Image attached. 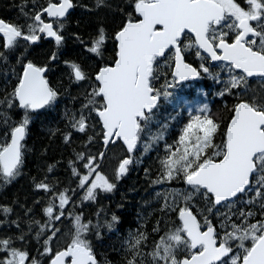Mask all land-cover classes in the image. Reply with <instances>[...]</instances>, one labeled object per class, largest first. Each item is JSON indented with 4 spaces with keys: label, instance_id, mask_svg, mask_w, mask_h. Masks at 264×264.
<instances>
[{
    "label": "snow or ice",
    "instance_id": "snow-or-ice-1",
    "mask_svg": "<svg viewBox=\"0 0 264 264\" xmlns=\"http://www.w3.org/2000/svg\"><path fill=\"white\" fill-rule=\"evenodd\" d=\"M26 6L27 0L21 6L27 21L23 25L0 18V71L6 85L0 98L6 110L0 111V118L7 127L0 143L2 184L21 175L22 142L30 123L40 110L54 109L59 103L60 93L48 79L49 64L58 60L57 52L48 55L49 63L41 64L28 58L27 48L46 37L57 48L62 46L69 10L76 5L74 0H47L46 6H37L32 0L30 11L24 10ZM95 7L114 11L121 19L111 32L99 24L88 51L100 56L111 40L114 56L96 71L80 108L71 114L66 111L65 116L71 129L87 135L89 129L95 132L96 125L89 123L95 114L100 131L88 135L82 145L85 151L75 152V159L68 161L76 188H60L59 181L50 182L47 176L39 181L33 178L34 189L42 190L47 198L33 201L35 206L44 204L42 219H36L35 207L18 201L13 204L22 216L9 219L13 207L0 204L4 217L0 226L18 233L0 236V264H100L88 237L99 239L101 229L111 230L119 217L113 214L101 221L98 211L93 223L71 209L76 207L77 190L84 193L81 200L95 201L99 192H111L116 185L99 170L105 153L93 154L87 148L96 136L105 146L122 140L126 155L114 173L119 180L140 162L133 153L139 150L142 134L150 130L162 98L168 100L177 88L202 74L221 86L218 96H232L235 101L220 131L223 139L214 143L220 123L203 104L183 127L178 145L164 144L165 155L151 183L163 186L181 181L185 185L156 194L163 195L161 213L178 215V221L172 227L165 223L162 229L157 220L152 233L159 234L158 239L150 246L145 232H130L123 245V264H264V87L257 90L249 85L250 78L264 81V0H134L128 5L130 12L118 3L113 9V0H95ZM188 55L198 58L197 66L187 62ZM161 60L169 71L163 75L164 83L156 87ZM64 63L72 80L90 79L79 64ZM13 108L22 115L9 124L7 110ZM164 129L166 125L152 140H163ZM71 137V131L63 134L66 144ZM143 147L147 152L151 141L146 140ZM52 169L49 165L48 171ZM143 171L150 177L148 168ZM193 197L204 204L196 213ZM67 218H71L73 232L54 250L53 242L61 234L58 225ZM29 241L38 245L35 255L27 247Z\"/></svg>",
    "mask_w": 264,
    "mask_h": 264
},
{
    "label": "trees",
    "instance_id": "trees-1",
    "mask_svg": "<svg viewBox=\"0 0 264 264\" xmlns=\"http://www.w3.org/2000/svg\"><path fill=\"white\" fill-rule=\"evenodd\" d=\"M25 2L26 0H0V16L7 22L18 25L27 23L25 18L22 21L19 18L17 19L21 15V6L25 5ZM35 3L37 6H46L47 0H35ZM117 3L126 12H130L132 8L128 7V5L134 3V0H113V9H115ZM74 4L76 6L66 21L63 48L53 47V45H48L45 42L27 48L28 58L41 64L49 63L48 55L52 51L57 52L58 60L54 64H49L52 71L48 73V79L50 85L59 91L60 96L59 103L54 109L41 110L39 117L35 118L28 126V134L24 141V164L18 180L12 181L10 184L0 183V204H9L14 209L13 214L9 215V219H16L17 215L22 216L21 209L17 208L13 201L35 207L37 212L36 219H42L40 209L43 208L44 204L41 203L35 206L33 201H46L47 198L42 190L34 189L33 178L39 181L47 176L50 182L59 181L60 188H76L77 181L71 174L68 161L75 159V152L85 151L82 145L85 144L88 135H95V133L100 131L95 114L89 121L90 124L96 125L95 132L89 129L87 135H85L69 127L65 112L67 111L71 114L80 108L83 90H79L77 82L75 83L71 79L70 70L64 61H73L79 64L88 74L90 79L78 82L80 87L85 85L87 81L94 83V76L98 68L113 59L114 43L111 40L107 41L102 55L98 56L88 51V47H90L89 40L94 35L95 29L99 24L103 23L111 32L120 22L121 17L107 8L97 9L95 0H74ZM29 6L32 7V0H27V6L24 7V10H29ZM73 34L78 35L80 39H75ZM0 45H2V42H0ZM187 59L190 61L188 57ZM11 63L15 65V60L12 59ZM17 69L19 70V66H17ZM9 79H12L10 75ZM209 82L205 81L204 85L209 91H212L210 86L212 82ZM5 88L4 76L2 71H0V98H3ZM192 88L197 91L198 83ZM7 90H11L10 86H7ZM186 92L188 97L191 98H195L198 95V92L194 94L195 92L192 89L186 90ZM234 102L232 96L225 95L217 98L214 104L211 105L209 114L220 123V129H218L214 137L215 144H219L223 139L220 131L224 127V122L229 116V109ZM5 110L3 106H0V111ZM178 112L180 111L171 102H166L162 98L160 108L151 128L142 134L138 145L139 150L134 154L135 157L139 158L140 162L131 166L129 172L116 182V187L113 191L99 192V195L103 194L104 196H98L95 201H90L81 200L84 193L77 190L78 195L75 196L76 207L71 209L73 212H82L84 217L92 219L93 223L97 219L98 211L100 212L99 218L101 221L111 219L113 214L119 217V221L111 230L107 228L101 229V237L99 239L92 235L88 237L92 242L100 264L105 263V261L110 262V264H123L125 255L123 245L127 238L121 237V234L129 235L130 232L143 231L148 235V244L150 246L154 240L158 239L159 234L152 233V228L157 220H161L162 229L165 227V223H167V226L172 227L178 221V215H174L171 212L167 215L161 213L160 205L164 202L163 195L158 197L156 194L157 192L163 193L169 187H184L185 185L181 181H173L163 186L151 183V180L156 178L160 169V158L165 155L164 144L176 145L185 126L184 122L173 121L175 114ZM7 115L9 117L8 123L11 124L12 121L19 120L22 113L18 109L13 108L7 110ZM180 115L184 119H190V116L184 111H181ZM164 125H166L164 139L158 142L152 140V136L157 131H160ZM5 131H7V127L3 122V118H0V143L4 141L3 133ZM69 131L72 132L71 143L66 144L63 140V134ZM95 139L96 142L87 148V151L93 154L103 151L102 140L99 136H96ZM146 140L151 141L152 145L147 152L142 154ZM114 148L116 150L121 149L123 157L126 155V150L122 144L118 143L110 147V149ZM104 160L105 157L99 161V170L104 167ZM49 165H53L51 172L48 171ZM144 167L150 170V177L145 176ZM104 197L108 198L105 201H119V206L113 210L111 209V203L100 206ZM179 203L183 204V201ZM192 209L197 211L196 206ZM0 219H4L2 213H0ZM213 222L217 224L218 221L213 220ZM58 227L61 232L66 229L72 230L71 218L63 219V222ZM5 234L18 235L14 229L8 230L0 226V236ZM70 236L67 233L65 234L62 245L69 240ZM16 246L23 247L19 243ZM27 247L32 255L36 254L35 250L38 245L35 241H29ZM45 264H47V261H45Z\"/></svg>",
    "mask_w": 264,
    "mask_h": 264
},
{
    "label": "rangeland",
    "instance_id": "rangeland-1",
    "mask_svg": "<svg viewBox=\"0 0 264 264\" xmlns=\"http://www.w3.org/2000/svg\"><path fill=\"white\" fill-rule=\"evenodd\" d=\"M189 51H191V50H189ZM187 57L189 58L190 63H192L194 65H198L199 60L194 55H188ZM163 65H164V61L161 60L160 66H159L160 80L155 85L156 87H160L164 83L163 75H164V73L168 72V70H169V69L165 68ZM212 70L213 71H219V69H212ZM221 75L223 76V73H221ZM208 81L212 82L210 84V86H211V90L215 94L213 99L209 96V90L205 87V85H204L205 81L202 78L201 81L198 83V90L197 91H195L192 88L191 84L182 85L181 87L177 88L173 92V95L171 97H169L168 100H166V102H171L175 108H177L180 112L184 111L186 114H188L190 116V118H191V116L196 114V109L199 108L200 106H202L203 104H207L208 105V112L210 113L211 105L214 104V102L217 100V98L220 97L216 93H218L220 91V87L221 86L218 85L212 79H209ZM91 83L92 82L87 81V83L85 85L81 86V89L79 88V90H83L82 91L83 98L88 92L91 91V88H90V84ZM249 85H250V87L259 90L260 87H264V81H261L259 78L249 79ZM191 89H192V91L195 92L194 94H196L197 92H200L201 96L196 95L195 98L194 97L193 98L188 97V94H187L186 90H191ZM181 97L184 98V99H182V100L178 99V98H181ZM83 98L81 100L82 102H83ZM185 100L188 101L187 104H185ZM180 112L175 114V116L173 118V121H176L178 123L179 122H184L185 125H186V123H187V121L189 119H186V118L184 119L182 117V115H180ZM151 145H152V143H151ZM176 145H178V143ZM109 153H111L113 163L110 162V160L108 159V155H106L105 156V160H104L105 162H103L104 167H101L100 172L103 173L105 176H107L109 178V180H111L116 185V182H118V180L115 179L114 173H115L116 168L119 165L120 160L124 158L123 157V151L121 149L116 150L114 148V149H110ZM143 153H145L144 148H143L142 154ZM114 160H115V162H114ZM110 168H112L111 172H110ZM18 178H19V176L13 181H16ZM175 188L183 189V188H185V186L184 187H175ZM98 196L100 197V196H104V195L103 194H101V195L98 194L97 195V199H98ZM192 203H193V205H195L197 207V211L198 210H202L204 208L203 202L198 200L196 197H193ZM197 211L193 210L194 213H196ZM221 211H223V209ZM198 218H200V217H198ZM209 219H211V217H209ZM217 225H218V222H217ZM72 232H73V229L72 230H70V229L67 230L66 229L65 231L61 232L59 239L55 240L53 242V249L55 250V249H57L59 247H62L63 246L62 245V241L64 240L65 234L67 233V235H71ZM102 264H105V263L103 262Z\"/></svg>",
    "mask_w": 264,
    "mask_h": 264
},
{
    "label": "flooded vegetation",
    "instance_id": "flooded-vegetation-1",
    "mask_svg": "<svg viewBox=\"0 0 264 264\" xmlns=\"http://www.w3.org/2000/svg\"><path fill=\"white\" fill-rule=\"evenodd\" d=\"M31 8L32 7H30L29 6V10H26V11H30L31 10ZM15 14V13H14ZM46 15V14H45ZM0 18H2L1 16H0ZM20 19V21H22L23 19H24V17H23V15H20V16H18L17 17V19ZM5 20V19H4ZM6 21V20H5ZM26 22V21H25ZM0 42H2V35H0ZM42 42H45L46 44H48V45H53V47H55L56 45H55V41L52 39V38H44L42 41H40V42H37V44H41ZM36 44V45H37ZM64 44V43H63ZM62 44V46H60V48H63L64 47V45ZM32 46H34V45H32ZM31 46V47H32ZM194 65V64H193ZM194 66H197V65H194ZM199 78H203L204 80H209L210 78L209 77H207V76H205V75H201ZM74 81V80H73ZM75 83H76V81H74ZM193 81L192 80H190V81H188V82H186V83H184V84H190V83H192ZM77 84V86H78V88H80L81 89V87H80V85H78L79 83L77 82L76 83ZM215 96V94L212 92V95L210 96L212 99H213V97ZM105 153V155H104V157L107 155V153H108V150L106 151V152H104ZM103 157V158H104ZM108 159L110 160V162H112L113 163V161H112V157H111V154L109 153L108 154ZM107 168V167H106ZM112 168H110V172L112 171L111 170ZM121 178H123V177H121ZM18 180V179H17ZM16 180V181H17ZM108 198H106V197H104V199L102 200V202H101V204H100V206H102V205H104V204H106V203H111V205H112V207H111V209L113 210L114 208H117L118 206H119V201H117V200H108V201H105V200H107ZM121 237H123V238H128V235H122L121 234Z\"/></svg>",
    "mask_w": 264,
    "mask_h": 264
},
{
    "label": "water",
    "instance_id": "water-1",
    "mask_svg": "<svg viewBox=\"0 0 264 264\" xmlns=\"http://www.w3.org/2000/svg\"><path fill=\"white\" fill-rule=\"evenodd\" d=\"M73 9H70L69 10V12H71ZM0 35H2V34H0ZM197 78H194V79H192V80H196ZM118 140H116L115 142H113V143H116ZM122 141V140H121ZM122 143H123V141H122ZM112 143H109L107 146H105L104 145V152L108 149V147L111 145ZM125 146V145H124ZM125 148H126V146H125Z\"/></svg>",
    "mask_w": 264,
    "mask_h": 264
},
{
    "label": "bare ground",
    "instance_id": "bare-ground-1",
    "mask_svg": "<svg viewBox=\"0 0 264 264\" xmlns=\"http://www.w3.org/2000/svg\"><path fill=\"white\" fill-rule=\"evenodd\" d=\"M109 153H107V155H108ZM111 154V153H110ZM112 157V156H111ZM114 162H115V160H114ZM145 168V167H144ZM26 181V180H25Z\"/></svg>",
    "mask_w": 264,
    "mask_h": 264
}]
</instances>
